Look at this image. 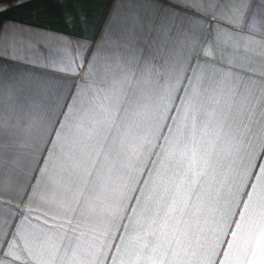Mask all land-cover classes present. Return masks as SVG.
Here are the masks:
<instances>
[{"label": "snow or ice", "instance_id": "obj_1", "mask_svg": "<svg viewBox=\"0 0 264 264\" xmlns=\"http://www.w3.org/2000/svg\"><path fill=\"white\" fill-rule=\"evenodd\" d=\"M246 5L149 0L155 40L147 47L173 54L159 67L151 52L122 53L130 38L105 51L86 37L44 32L62 46L34 49L24 39L32 29L20 27L22 50L0 51V72L39 67L57 79L34 89L21 75L9 85L29 94V114L23 126L0 118V264H38L41 243L86 235L81 218L92 205L81 176L111 191L90 264H264V41L242 34L257 24ZM88 23L86 14L65 18L81 32ZM145 91L154 103L136 102ZM209 100L229 102L215 160L201 147L219 111L202 119ZM6 190L17 203L3 199Z\"/></svg>", "mask_w": 264, "mask_h": 264}, {"label": "crops", "instance_id": "obj_2", "mask_svg": "<svg viewBox=\"0 0 264 264\" xmlns=\"http://www.w3.org/2000/svg\"><path fill=\"white\" fill-rule=\"evenodd\" d=\"M10 2L0 7V29L5 26L9 32L0 35V51L22 50L21 36L19 29L21 26H27L32 31L24 34V39L34 49L41 46H62L58 41L47 39L43 33H65L69 34L73 41L78 37H86L88 41H96L105 51H111L118 37H125L124 44L131 43L126 50L121 48L125 55L132 51L138 54L148 56L151 52L155 55L157 67L172 57V52L166 45H156L149 49L147 45L155 40L154 34L147 28L148 19L152 15V9L148 6L149 0H9ZM77 13L86 14L89 20L86 32H81L79 27H70L65 24L67 15ZM246 17H253L257 24L254 31H244L242 34L257 44L264 41V25L259 21L264 19V0H247ZM256 48L255 59L259 60V49ZM7 72H0V118L5 126L9 122L20 121L22 126L29 114L28 93L11 94L9 85L19 76L29 77L33 88H43L49 81L57 79V74L39 67L19 68L16 66H7ZM135 100L141 105H150L154 103L149 93H137ZM229 102L220 100L213 103L212 100L206 102L203 118H208L211 113L219 108L217 120L210 121L211 128L206 137L201 142V147L211 155L213 160L220 153L223 145L217 141L218 125L224 121L220 119L222 112L227 119L228 113L226 105ZM236 109H233L235 113ZM18 135L23 136V132ZM9 134L5 127L3 140L7 144ZM215 146V147H214ZM103 159V157H101ZM118 167V164H117ZM115 176V172L113 173ZM87 176H81L77 181L80 194L92 205V210L85 211L81 218V231L86 235L79 241L75 239L79 232L74 234V238L69 243L65 240L62 244L59 240L53 239L51 242H43L34 249L33 258L38 264H90L93 259L94 249L90 242L96 236H102L104 223L103 209L108 203L111 195L110 187L103 185L96 186L93 190L86 183ZM8 178L5 177V186L7 188ZM16 193L5 191L3 199L11 200ZM40 195L43 200L40 202L41 210H48V206L43 201L48 199V192L41 190ZM63 199V195L58 196ZM12 203L18 201L11 200ZM84 201L82 200V206ZM25 207V205H21ZM7 211V209H5ZM102 242V241H101Z\"/></svg>", "mask_w": 264, "mask_h": 264}, {"label": "rangeland", "instance_id": "obj_3", "mask_svg": "<svg viewBox=\"0 0 264 264\" xmlns=\"http://www.w3.org/2000/svg\"><path fill=\"white\" fill-rule=\"evenodd\" d=\"M9 2H10L9 0H0V4H2V7L8 4Z\"/></svg>", "mask_w": 264, "mask_h": 264}]
</instances>
